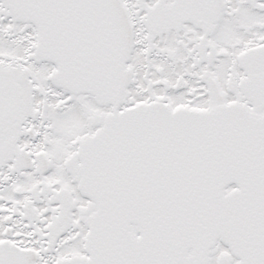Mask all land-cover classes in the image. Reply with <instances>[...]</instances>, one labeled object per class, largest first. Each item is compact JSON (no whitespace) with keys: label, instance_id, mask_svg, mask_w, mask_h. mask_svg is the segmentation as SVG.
I'll return each mask as SVG.
<instances>
[{"label":"snow or ice","instance_id":"snow-or-ice-1","mask_svg":"<svg viewBox=\"0 0 264 264\" xmlns=\"http://www.w3.org/2000/svg\"><path fill=\"white\" fill-rule=\"evenodd\" d=\"M0 264H264V0H0Z\"/></svg>","mask_w":264,"mask_h":264}]
</instances>
